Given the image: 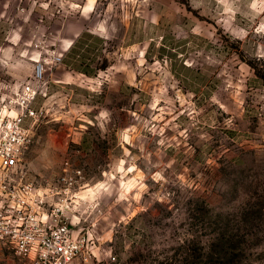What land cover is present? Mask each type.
<instances>
[{
  "label": "rangeland",
  "instance_id": "rangeland-1",
  "mask_svg": "<svg viewBox=\"0 0 264 264\" xmlns=\"http://www.w3.org/2000/svg\"><path fill=\"white\" fill-rule=\"evenodd\" d=\"M27 83L71 264H264V0H0V117Z\"/></svg>",
  "mask_w": 264,
  "mask_h": 264
},
{
  "label": "built area",
  "instance_id": "built-area-1",
  "mask_svg": "<svg viewBox=\"0 0 264 264\" xmlns=\"http://www.w3.org/2000/svg\"><path fill=\"white\" fill-rule=\"evenodd\" d=\"M54 63L62 58L53 51ZM46 72L38 62L35 78ZM37 89L24 85L17 95V111L0 117V244L9 246L27 264H71L78 258L89 259L88 239L75 230L69 220V195L44 188L31 173L26 153L33 141L32 126L40 119L33 105ZM72 177L62 178L66 190Z\"/></svg>",
  "mask_w": 264,
  "mask_h": 264
},
{
  "label": "trees",
  "instance_id": "trees-1",
  "mask_svg": "<svg viewBox=\"0 0 264 264\" xmlns=\"http://www.w3.org/2000/svg\"><path fill=\"white\" fill-rule=\"evenodd\" d=\"M85 36H87V34H82V36L79 38V40L82 39V38L85 37ZM84 60H85V56L81 57V61L83 62ZM81 70L84 71L85 73H90V71H88L86 68H83V69L81 68ZM214 251H215L216 253H219L218 250H214ZM216 253H215V254H216ZM227 254H228V255H231V254H233V253H232L231 251H229V252L227 251ZM216 255H217V254H216Z\"/></svg>",
  "mask_w": 264,
  "mask_h": 264
}]
</instances>
